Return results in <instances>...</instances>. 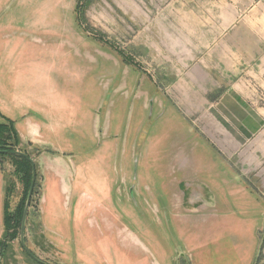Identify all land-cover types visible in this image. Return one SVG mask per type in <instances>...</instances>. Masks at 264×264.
<instances>
[{"label": "rangeland", "instance_id": "rangeland-1", "mask_svg": "<svg viewBox=\"0 0 264 264\" xmlns=\"http://www.w3.org/2000/svg\"><path fill=\"white\" fill-rule=\"evenodd\" d=\"M130 1L0 0V123L52 101L84 124L50 144L70 152L62 177L34 161L26 248L39 264H264V180L231 169L198 122L164 115L158 4ZM0 168L24 217L30 190L9 159ZM22 223L0 264H38Z\"/></svg>", "mask_w": 264, "mask_h": 264}, {"label": "crops", "instance_id": "crops-1", "mask_svg": "<svg viewBox=\"0 0 264 264\" xmlns=\"http://www.w3.org/2000/svg\"><path fill=\"white\" fill-rule=\"evenodd\" d=\"M120 1L134 12L130 0ZM151 3L158 4L157 34L163 47L159 59L167 65V83L172 85L170 103L159 100L164 115L198 122L199 128L188 125L203 132L200 135L231 169L236 165L243 175L249 171L264 180V0H148ZM48 103L44 108L42 103L31 104L29 113L14 121L22 141L46 151L34 158L36 164L49 162L62 177L64 156L70 152L50 144L68 142L65 133L84 124L78 111L68 115ZM49 176L48 187L59 184L58 177ZM6 187L0 168V239Z\"/></svg>", "mask_w": 264, "mask_h": 264}, {"label": "trees", "instance_id": "trees-1", "mask_svg": "<svg viewBox=\"0 0 264 264\" xmlns=\"http://www.w3.org/2000/svg\"><path fill=\"white\" fill-rule=\"evenodd\" d=\"M20 136L18 131L15 128L14 122L9 120L5 123H0V165L6 160L9 159L14 167V174L22 181V185H24L26 194H28L32 183H33V173L34 167L36 170V165H33L29 158H32L27 152H22L18 150V144L20 145ZM22 152L26 154L28 157L24 155L16 154L15 152ZM33 159V158H32ZM3 170V169H1ZM36 177L38 178V173L36 172ZM37 181H35L34 190L37 188ZM10 185L7 184L6 187V195L4 201V227H5V236L3 241L0 242V250L5 251L7 245H5L6 241H12L17 238L18 229L21 228L22 218H23V209L24 204L20 203V205L10 213L8 198L10 193ZM23 204V206H22ZM17 230V231H16ZM11 231L13 232L11 234ZM6 240V241H4ZM6 246V247H5ZM37 263V262H36ZM39 264V263H38Z\"/></svg>", "mask_w": 264, "mask_h": 264}, {"label": "water", "instance_id": "water-1", "mask_svg": "<svg viewBox=\"0 0 264 264\" xmlns=\"http://www.w3.org/2000/svg\"><path fill=\"white\" fill-rule=\"evenodd\" d=\"M16 154H19V155H24L26 157H28L26 154L22 153V152H15ZM30 162L35 165V162H34V159H31L29 158ZM35 178H36V171H35V167H34V181H33V185L30 189V193H29V197H28V201H27V204H26V208H25V212H24V217H23V223H22V230H21V243H22V246H23V249H25V251L28 253V255H30L35 261H37V263H41V261L30 251L26 248L25 246V241H24V237L25 236V221H26V218L28 216V211L29 210V207H30V203H31V198H32V194H33V187H34V182H35Z\"/></svg>", "mask_w": 264, "mask_h": 264}, {"label": "flooded vegetation", "instance_id": "flooded-vegetation-1", "mask_svg": "<svg viewBox=\"0 0 264 264\" xmlns=\"http://www.w3.org/2000/svg\"><path fill=\"white\" fill-rule=\"evenodd\" d=\"M25 250V249H24ZM26 252V251H25ZM27 253V252H26ZM27 255H28V253H27ZM29 257H31L30 255H28ZM32 258V257H31ZM33 259V258H32ZM34 260V259H33ZM42 264H44V263H42Z\"/></svg>", "mask_w": 264, "mask_h": 264}]
</instances>
